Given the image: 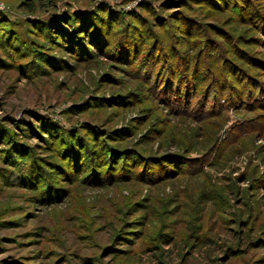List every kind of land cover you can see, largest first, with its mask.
I'll use <instances>...</instances> for the list:
<instances>
[{
    "label": "rangeland",
    "instance_id": "374dc122",
    "mask_svg": "<svg viewBox=\"0 0 264 264\" xmlns=\"http://www.w3.org/2000/svg\"><path fill=\"white\" fill-rule=\"evenodd\" d=\"M0 264H264V0H0Z\"/></svg>",
    "mask_w": 264,
    "mask_h": 264
}]
</instances>
